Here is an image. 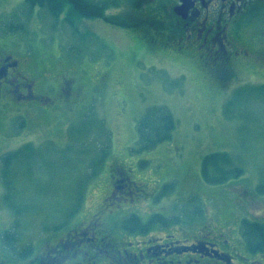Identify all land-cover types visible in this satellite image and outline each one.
Returning a JSON list of instances; mask_svg holds the SVG:
<instances>
[{
	"label": "rangeland",
	"instance_id": "1",
	"mask_svg": "<svg viewBox=\"0 0 264 264\" xmlns=\"http://www.w3.org/2000/svg\"><path fill=\"white\" fill-rule=\"evenodd\" d=\"M109 3L105 14L124 24L102 19L105 14L73 17V24L67 9L55 17L43 7H27L25 0H0V45L30 63L39 89L55 96L59 81L73 76L84 91L74 103L57 96L52 103L33 100L31 106L11 104L0 111V155L28 145L32 153L13 170L17 189L26 191L16 202L26 212L13 213L2 204L0 179V232L15 224V246L34 248L16 259L18 264L35 259L46 229L65 219L83 189L80 210L71 219L88 217L108 192L111 167L120 161L144 187V197L131 209L143 220L154 212L178 216V223L167 224L178 236L200 226V216L181 220L195 205L218 227H233L243 213L264 222V91L248 86H264V57L240 62L234 76L219 84L196 59L146 46L138 23L149 14L146 9H132L128 0ZM243 32L247 40L259 35L249 25ZM240 85L245 90L236 94ZM153 104L168 106L176 129L171 139L138 150L136 123ZM100 148L108 154L88 179L87 166ZM216 150L228 151L244 174L206 184L201 158ZM164 184L170 191H162ZM239 192L249 196L247 211L236 202Z\"/></svg>",
	"mask_w": 264,
	"mask_h": 264
},
{
	"label": "flooded vegetation",
	"instance_id": "2",
	"mask_svg": "<svg viewBox=\"0 0 264 264\" xmlns=\"http://www.w3.org/2000/svg\"><path fill=\"white\" fill-rule=\"evenodd\" d=\"M140 7L149 13L138 23L150 50L197 59L219 83L231 79L240 62L264 57V0H140ZM248 25L257 29L258 37L243 39ZM36 75L24 58L1 44L0 111L11 104L31 106L33 100L52 103L57 96L74 103L81 96L73 76L63 77L53 96L39 89ZM114 164L110 188L88 217L47 232L35 259L23 264H264V251L252 252L246 246L242 216L233 227L214 226L205 217L198 228L188 227L181 236L168 226L122 228L126 216L137 214L131 207L145 194L128 165ZM236 197L247 211V192ZM0 264H18L1 238Z\"/></svg>",
	"mask_w": 264,
	"mask_h": 264
},
{
	"label": "trees",
	"instance_id": "3",
	"mask_svg": "<svg viewBox=\"0 0 264 264\" xmlns=\"http://www.w3.org/2000/svg\"><path fill=\"white\" fill-rule=\"evenodd\" d=\"M102 1V0H101ZM99 0H25V4L27 7H43L47 9L53 16L57 17L64 9H67V18L71 20L72 17H99L105 14V10L107 9V5L109 2H113L114 0H103L102 2ZM108 3V4H107ZM129 3L138 8L140 6V0H129ZM115 4V3H114ZM117 21L116 23L121 22L119 19H113L107 15H104V19ZM71 23V21H70ZM198 64L207 70V67L204 66L200 61ZM208 71V70H207ZM209 73V71H208ZM210 74V73H209ZM212 75V74H210ZM214 77V76H212ZM226 79L220 80L222 84ZM229 80V78H228ZM227 81V80H226ZM219 83V84H220ZM78 85V84H77ZM80 87V86H78ZM237 87L234 92L236 94H240L245 88ZM81 89V96L84 94L83 89ZM242 89V90H241ZM253 89V87H252ZM254 89L264 91V86H258ZM241 90V91H240ZM233 92V93H234ZM176 119L168 108V106L164 104H153L149 106L145 111L141 114L136 123L137 129V146L138 150H148L156 146L157 144L164 142L166 140L171 139L174 130L176 129ZM103 149V148H100ZM99 149V150H100ZM28 150V151H27ZM97 151L96 155H94L95 160L93 163H89V168L87 166L88 179L95 176L102 165V162L106 155L108 154L106 151L101 150ZM34 152V151H33ZM31 150H29V145L27 147H21L16 150L8 151L0 155V179L3 184V193H2V204L11 210L13 213H22L26 212L25 208L16 202V198H24L25 192L17 189L15 183V171H13L16 167V162L21 160L23 165L26 159L31 158ZM26 157V159H23ZM111 171V170H110ZM244 174V169L238 165L231 154L226 150H216L210 153H206L201 158L200 163V176L206 184L210 185H218L224 184L232 179H236L241 177ZM143 186V185H142ZM171 187L169 184H164L162 186V191L167 192L170 191ZM84 190V189H83ZM79 195V200L76 202L75 206L69 211L68 215L64 220L57 222L51 228L46 229L47 232L60 230L71 218L74 217L76 213L79 212L80 206L82 204L83 191ZM190 198L196 199L191 196ZM198 202V201H197ZM197 207V210L185 216L183 220L188 219L189 222L194 220L195 217L200 216L203 219L202 215L203 211ZM147 219L143 220L137 214H130L126 216L122 222L121 227L129 230H141L149 228L150 226H167L168 223H178L176 221L178 216L175 217H167L160 213H151L146 217ZM190 218V219H189ZM15 224L12 225L14 228ZM12 228H5L0 233V238L2 244L5 248L10 252V256L15 259H25L30 254L33 253V245L28 244L22 247H16L15 245V233ZM60 228V229H59ZM241 234L244 238L246 246L248 250L255 251H264V222L259 220H251L249 218H243L241 220Z\"/></svg>",
	"mask_w": 264,
	"mask_h": 264
}]
</instances>
